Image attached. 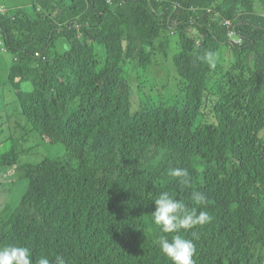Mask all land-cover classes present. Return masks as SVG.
Wrapping results in <instances>:
<instances>
[{"label":"trees","instance_id":"trees-1","mask_svg":"<svg viewBox=\"0 0 264 264\" xmlns=\"http://www.w3.org/2000/svg\"><path fill=\"white\" fill-rule=\"evenodd\" d=\"M7 8L0 53L12 55V83L29 77L16 91L21 111L65 153L27 164L15 145L0 155L4 171L17 165L28 182L13 210L0 211V246L67 264H171L157 243L151 197L202 191L212 219L190 231L195 264H264V0H29L13 16ZM229 26L241 45L228 43ZM173 30L188 101L138 99L132 109L125 61L147 69ZM95 43L106 50L101 66ZM228 48L225 85L208 91L216 66L200 57L212 51L218 61ZM173 167L187 169L191 184L170 177Z\"/></svg>","mask_w":264,"mask_h":264},{"label":"rangeland","instance_id":"rangeland-1","mask_svg":"<svg viewBox=\"0 0 264 264\" xmlns=\"http://www.w3.org/2000/svg\"><path fill=\"white\" fill-rule=\"evenodd\" d=\"M3 1L6 5L12 6L21 3L26 4L29 0ZM29 9L32 11V8L27 7V10ZM194 32L196 35L200 34L198 29H195ZM175 39L176 34L171 35V43L162 50H156L155 62L147 69L138 67L136 61H125L123 76L131 86V108L132 103L134 108L138 107V99L141 100L140 103H144L148 100L158 101L162 98L169 100V104L182 103L185 100L187 94L186 83L176 72L172 60L175 52ZM160 41H163V38L156 39V44ZM62 48L66 47L60 45V49ZM94 50L101 58V66L106 57V50L97 43L94 44ZM11 60L12 55L10 53L4 55L0 53V155L10 151L15 145L20 147L19 150L22 149L19 159L20 164H27V162L34 161L37 158L41 159V157H61L65 153L63 144L50 143L48 140L41 139L27 124L16 97V91L28 87L29 77L24 74L22 84L12 83L9 79ZM232 60L233 56L229 48L223 53L221 52V56L216 63V71L210 75L207 84L208 91H213L215 84L225 85V72ZM212 102L211 99L206 101L210 112L213 113ZM3 168L6 169L5 166L0 164V176L2 185L7 191V202L4 197L0 199V211L9 214L26 190L28 182L24 172L20 171L17 165H13L7 172ZM5 203H8L11 208L5 206Z\"/></svg>","mask_w":264,"mask_h":264},{"label":"clouds","instance_id":"clouds-1","mask_svg":"<svg viewBox=\"0 0 264 264\" xmlns=\"http://www.w3.org/2000/svg\"><path fill=\"white\" fill-rule=\"evenodd\" d=\"M28 2L11 8L12 13L9 16L14 15L13 10L16 8L26 9ZM107 2L111 3L112 0H107ZM0 4L7 11L8 8L2 0H0ZM175 6L177 8V4ZM1 15L4 17L5 12ZM227 29L228 43L233 46L241 45L244 39L243 35L237 31L235 26H229ZM175 34L176 31L173 30L171 35ZM62 45L67 47L68 44ZM37 57L43 58V55L40 54ZM200 59L207 63L210 68H215L217 58L212 51H205ZM18 79L16 78L15 81ZM186 90V98L182 103L188 101L189 88L186 87ZM167 174L170 177L178 178L179 183L185 187L192 182L191 174L185 168L173 167L168 170ZM151 199L155 203V211L153 213L150 211L152 222L162 233L157 240L160 251L171 264H195L193 259L196 253V245L193 242L195 236L191 235L190 231L198 229V226H204L212 219V213L207 207V195L202 191H193L191 199L185 200L172 196L168 191L161 190L159 194L153 195ZM31 257L32 251L26 246H0V264H67L62 256H56L55 258L49 256Z\"/></svg>","mask_w":264,"mask_h":264},{"label":"built area","instance_id":"built-area-1","mask_svg":"<svg viewBox=\"0 0 264 264\" xmlns=\"http://www.w3.org/2000/svg\"><path fill=\"white\" fill-rule=\"evenodd\" d=\"M4 12H6V8L2 4H0V14H2ZM230 34H232V33H230ZM36 56H40V53L36 52ZM43 59H45V56H43Z\"/></svg>","mask_w":264,"mask_h":264},{"label":"crops","instance_id":"crops-1","mask_svg":"<svg viewBox=\"0 0 264 264\" xmlns=\"http://www.w3.org/2000/svg\"><path fill=\"white\" fill-rule=\"evenodd\" d=\"M16 5H18V4H15V5H12V6H8V7H11V8H13V7H15ZM6 53H8V52H6ZM12 61V60H11ZM11 63V62H10Z\"/></svg>","mask_w":264,"mask_h":264}]
</instances>
